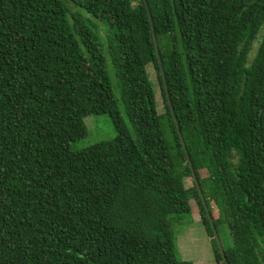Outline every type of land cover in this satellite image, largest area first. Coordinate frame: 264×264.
<instances>
[{"label":"trees","instance_id":"trees-1","mask_svg":"<svg viewBox=\"0 0 264 264\" xmlns=\"http://www.w3.org/2000/svg\"><path fill=\"white\" fill-rule=\"evenodd\" d=\"M145 1L0 0V264H193L192 199L225 264L201 197L226 264H264V0ZM100 113L116 137L71 150Z\"/></svg>","mask_w":264,"mask_h":264},{"label":"rangeland","instance_id":"rangeland-1","mask_svg":"<svg viewBox=\"0 0 264 264\" xmlns=\"http://www.w3.org/2000/svg\"><path fill=\"white\" fill-rule=\"evenodd\" d=\"M148 79L154 92L155 109L159 115L165 137H170L169 128L164 114V104L160 95L156 72L152 65L147 66ZM118 98V96L116 95ZM119 102V100H118ZM84 122L87 132L84 137L71 144V150H80L94 143L111 141L116 137V131L107 113L89 114L85 116ZM185 186L191 185V178L184 179ZM191 213L182 217L178 222L172 224V230L176 242L178 255L191 261L193 264H216L212 251V241L201 222L199 208L196 202L190 200ZM216 215V213L214 212ZM218 238L220 244L227 246L230 243L228 231L224 226H218ZM217 245V244H216Z\"/></svg>","mask_w":264,"mask_h":264},{"label":"water","instance_id":"water-1","mask_svg":"<svg viewBox=\"0 0 264 264\" xmlns=\"http://www.w3.org/2000/svg\"><path fill=\"white\" fill-rule=\"evenodd\" d=\"M143 1H144V4H146V1L145 0H143ZM147 14H148L149 20H150V26H151L152 36H153L155 54H156V58H157V62H158L159 72H160L161 79H162L163 90H164V93H165L166 101H167L168 107L170 109V113H171V116H172V120H173V124H174V127H175V131H176L177 136L179 138L181 147H182V149H183V151L185 153V158H186V161H187L188 166L190 168V171H191V174H192V178H193V180H194V182H195V184L197 186L198 192L200 193V190H199V187H198V184H197V181H196V177H195V174H194V170H193L191 162L189 160V155L187 154V151H186V148H185V144H184V140H183L182 134L180 132V129L178 127V123H177V120L175 118V115H174V112H173V109H172V106H171V103H170V99H169V96H168V92H167V88H166V82H165V77H164V73H163V68H162L161 61L159 59L158 48H157V45H156V40H155V36H154V30H153V27H152L151 17H150V13H149L148 9H147ZM201 202L203 204V207H204L208 222H209V224L211 226V230H212V233H213V239L215 240V242L217 244V247H218V249H219V251L221 253L223 262L226 264V259H225L224 253L222 251V247H221L217 232H216L215 227L213 225L212 217H211V215L209 213V210H208V208L206 206V203H205V201H204V199L202 197H201Z\"/></svg>","mask_w":264,"mask_h":264}]
</instances>
